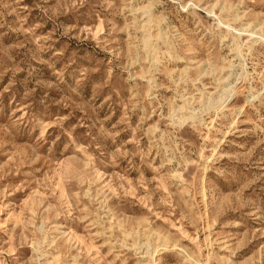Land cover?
<instances>
[{
    "label": "rangeland",
    "instance_id": "1",
    "mask_svg": "<svg viewBox=\"0 0 264 264\" xmlns=\"http://www.w3.org/2000/svg\"><path fill=\"white\" fill-rule=\"evenodd\" d=\"M0 264H264V0H0Z\"/></svg>",
    "mask_w": 264,
    "mask_h": 264
},
{
    "label": "bare ground",
    "instance_id": "2",
    "mask_svg": "<svg viewBox=\"0 0 264 264\" xmlns=\"http://www.w3.org/2000/svg\"><path fill=\"white\" fill-rule=\"evenodd\" d=\"M244 31V29L240 30V32Z\"/></svg>",
    "mask_w": 264,
    "mask_h": 264
}]
</instances>
